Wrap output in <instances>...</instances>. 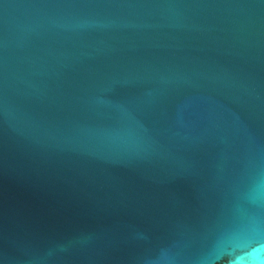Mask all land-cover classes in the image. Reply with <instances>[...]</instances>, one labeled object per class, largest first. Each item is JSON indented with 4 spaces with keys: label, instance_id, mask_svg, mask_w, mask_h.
<instances>
[{
    "label": "water",
    "instance_id": "1",
    "mask_svg": "<svg viewBox=\"0 0 264 264\" xmlns=\"http://www.w3.org/2000/svg\"><path fill=\"white\" fill-rule=\"evenodd\" d=\"M0 264H264V0H0Z\"/></svg>",
    "mask_w": 264,
    "mask_h": 264
}]
</instances>
